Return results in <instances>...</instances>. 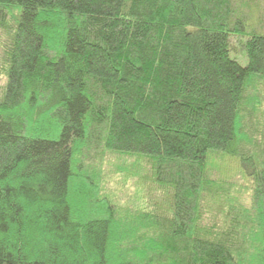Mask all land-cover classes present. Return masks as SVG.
Here are the masks:
<instances>
[{
	"label": "trees",
	"instance_id": "1",
	"mask_svg": "<svg viewBox=\"0 0 264 264\" xmlns=\"http://www.w3.org/2000/svg\"><path fill=\"white\" fill-rule=\"evenodd\" d=\"M0 264H264V0H0Z\"/></svg>",
	"mask_w": 264,
	"mask_h": 264
},
{
	"label": "rangeland",
	"instance_id": "2",
	"mask_svg": "<svg viewBox=\"0 0 264 264\" xmlns=\"http://www.w3.org/2000/svg\"><path fill=\"white\" fill-rule=\"evenodd\" d=\"M240 43L238 42V40L237 39H232V45L234 46V48L236 49H234V52H236V51H238L239 50V52L238 53H236V55L234 54V53H232V56L234 57V58H236L237 59V62L240 64V65H242V66H246V64H247V60H246V55H245V51H244V48L242 49V47L241 48H239V45ZM238 55V56H237ZM113 180H116L117 182H122L123 183V178H121V177H114L111 181H110V188L111 189H115V185H116V181H113ZM126 184H125V186L123 187V190H124V192L125 193H128L129 195H131V194H133V192L135 191L136 192V184H133V182L131 181V179L128 177L127 178V180H126Z\"/></svg>",
	"mask_w": 264,
	"mask_h": 264
}]
</instances>
